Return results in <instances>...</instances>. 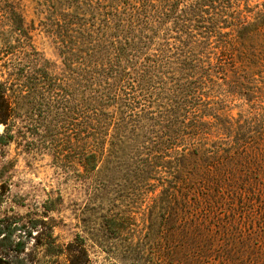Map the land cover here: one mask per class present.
Masks as SVG:
<instances>
[{"label": "trees", "instance_id": "1", "mask_svg": "<svg viewBox=\"0 0 264 264\" xmlns=\"http://www.w3.org/2000/svg\"><path fill=\"white\" fill-rule=\"evenodd\" d=\"M249 1L33 0L54 74L36 20L0 0V160L45 152L82 184L71 264H90L87 241L116 264H264V91L245 84L264 10Z\"/></svg>", "mask_w": 264, "mask_h": 264}, {"label": "rangeland", "instance_id": "2", "mask_svg": "<svg viewBox=\"0 0 264 264\" xmlns=\"http://www.w3.org/2000/svg\"><path fill=\"white\" fill-rule=\"evenodd\" d=\"M14 1L21 3L28 21L36 20L34 43L52 63L54 74H59L61 60L40 32L36 4L33 0ZM263 4L264 0L248 2L254 12L263 11ZM260 42L262 46L256 59L260 69L250 74L255 76L253 78L249 70L245 80L246 86L258 88V98L259 90L264 91V37ZM246 95L248 100L249 94ZM252 102L234 101L232 114H249ZM6 151V157L0 160V264H71L68 247L81 232L77 227L78 216L87 203L82 184L63 176L45 152H23L15 144ZM86 244L90 264H116L113 253L102 252L90 241Z\"/></svg>", "mask_w": 264, "mask_h": 264}]
</instances>
